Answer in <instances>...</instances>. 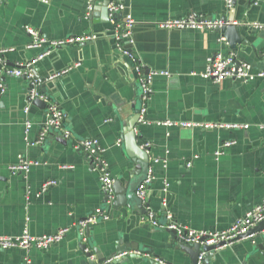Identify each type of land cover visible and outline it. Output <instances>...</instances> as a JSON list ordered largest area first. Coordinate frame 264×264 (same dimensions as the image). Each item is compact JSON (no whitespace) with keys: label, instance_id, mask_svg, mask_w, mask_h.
Segmentation results:
<instances>
[{"label":"crops","instance_id":"1","mask_svg":"<svg viewBox=\"0 0 264 264\" xmlns=\"http://www.w3.org/2000/svg\"><path fill=\"white\" fill-rule=\"evenodd\" d=\"M101 1L93 4L99 6ZM256 2L258 8H245L240 26L247 34L235 50L227 41H219L214 29L158 25L189 13L219 19L227 14L224 0L123 2L134 20L133 53L151 72H161L151 78L146 122L137 125L139 144H147L154 162L145 198L157 219L164 220L160 226L151 225L146 214L141 219L131 214L129 208L114 209L109 202L102 206L100 167L122 184L130 180L132 164L121 129L137 104L135 72L127 58L114 52L108 38L49 49L32 65L31 78L0 73V234L15 236L26 229L42 235L67 228L64 237L47 248L0 249V264H102L92 251L91 262L79 246L77 225L88 216L98 220L89 224V237L82 233V242L93 243L100 254H107L120 235L138 243L137 255L120 264H191L161 224L171 220L195 230H223L264 198V131L259 127L264 122V79L213 82L199 75L206 58L216 52H233L253 70L264 69V29L248 27L245 17L246 12L253 22H264V0ZM85 12V0H0V47L8 49L0 53V69L10 67L1 57L16 68L43 51L29 47L32 38L26 27L48 39L111 32V23L100 20L101 11ZM35 74L46 79L58 74L53 77L59 78L58 86L47 92H53L55 106L63 114L60 129L48 131L39 144L47 108L25 102L29 83H37ZM43 99L48 106L53 104ZM164 120L249 126L188 128L156 123ZM87 138L97 139L104 149L98 164L77 146ZM225 141L233 143L216 155ZM20 156L38 164L27 172H12L10 165ZM47 180L54 183L43 188ZM166 200L163 213L160 204ZM247 241L243 238L217 249L205 264H264V249L249 250Z\"/></svg>","mask_w":264,"mask_h":264},{"label":"built area","instance_id":"2","mask_svg":"<svg viewBox=\"0 0 264 264\" xmlns=\"http://www.w3.org/2000/svg\"><path fill=\"white\" fill-rule=\"evenodd\" d=\"M45 1V0H42ZM94 0H85L86 2V15L90 13L93 8ZM231 0H224L225 6L230 5ZM124 8V5L116 0H112L108 4L109 15H113L114 13L119 12ZM228 24L227 22L222 21L221 19H212L209 17L198 16L194 13H189L188 15L181 18L167 19L158 23L160 27L163 28H197V29H215L217 27H221L222 25ZM246 25L250 28H254L257 30L264 29V22H251L246 23ZM134 27V20L131 18L129 14L124 17V20L117 25V29H122L121 36L123 39H127L129 42L133 43L131 39V29ZM26 31L31 36V42L29 44L30 48H43V51L37 56L30 60L29 62L21 63L16 68L4 67L0 69V73H8L15 76L26 75V77L31 78V67L35 63L37 59L43 58L48 52L49 49L53 47H57L59 45H68L79 43L83 41H90L95 38V35L92 33L78 35V36H67L61 39H48L45 36L40 35L36 30L31 27H26ZM120 32L116 31L115 36L118 38L120 36ZM221 42H226L223 36H219L218 38ZM8 51L6 48L0 47V53H4ZM133 57V54H132ZM161 72L153 71L150 72L146 77L142 79V105L139 112L138 123L146 122V111H147V103L151 93V78L153 75L160 74ZM164 74L168 75V73ZM195 74V73H194ZM58 75V74H56ZM55 75V76H56ZM199 75L205 79H210L213 82H220L225 78H236L241 81L247 82L251 81L255 78L264 79V69L263 70H253L251 65L245 61H241L235 57L233 52L223 53L216 52L212 56L206 58L205 68L203 71L199 72ZM54 76H50L49 78H53ZM31 83L36 85L35 81ZM32 97L38 96V92L34 88L31 94ZM43 98L42 96H39ZM47 118L43 124V128L40 132L39 138L36 140V143H42L46 133L49 129H60L63 119L62 112L58 109L55 104H51L47 107ZM157 124H165L172 125L178 124L182 127H202V128H247L249 124L247 123H239V122H206V121H181L178 123L171 122L170 120L164 121H156ZM30 125L29 122H26V128ZM261 130L264 131V122L259 124ZM232 141H225L219 146L218 150L215 152L216 155H219L223 152L224 147L231 145ZM79 148L83 149L87 152L93 162L98 164L100 153L104 150L98 143V140L95 138H87L81 140L77 145ZM143 147H148L147 144H143ZM38 164L37 161L30 160L26 157L20 156L18 161L14 164L10 165V170L12 172H27L31 166ZM101 176L100 181L102 183V189L104 192L108 194L109 203L114 199L113 192V182L114 179L108 174L105 168L100 167ZM152 169L150 170L149 175L145 178V180L139 185L136 190V195L145 199L147 185L150 184L152 180ZM53 181L47 180L43 184V188L48 187L50 184H53ZM148 212L146 213V219L151 225H158L159 221L155 212L149 207H147ZM108 216H104L107 218ZM167 218L170 219V216L167 215ZM264 218V198L255 206H253L250 210H248L241 218L237 219L233 224H231L228 228L223 230H217L213 232H208L204 230H195L193 228H187V226H179L178 224L169 220L168 222L161 224L168 229H175L178 235L188 243L200 242L201 244H213L219 241H228L227 244H231L235 242V238L237 235L244 233L261 221ZM98 220V216H88L79 221V226L83 229L86 225L95 223ZM77 225V226H78ZM67 232V228H61L54 233L50 234H42V235H33L30 234L28 230H23L20 234L15 236H7L0 234V249H11V248H19V249H28L30 246H36L38 248H47L48 246L59 242ZM207 236L206 240H201L203 237ZM226 244V245H227ZM201 257V255L199 256ZM94 264V263H93ZM200 264V263H198Z\"/></svg>","mask_w":264,"mask_h":264},{"label":"water","instance_id":"3","mask_svg":"<svg viewBox=\"0 0 264 264\" xmlns=\"http://www.w3.org/2000/svg\"><path fill=\"white\" fill-rule=\"evenodd\" d=\"M111 1L112 0H103L101 1V4H99V6L95 3V5L93 4L92 12L101 11V14L99 15L100 20L103 22H109L112 25L111 32L108 33V35L96 33L94 34L95 39L98 37L108 38V43L110 44L111 48L114 49V52L124 56L130 61V66H132L135 72L134 84L136 86L137 104L136 106H134V109H136L134 115L124 120L123 127L121 129V141L124 143L127 158L132 164L128 172L130 174V180L125 184H122L120 178L114 180L112 185L114 199L110 204H112V207L114 209H119L121 207L129 208L131 210V214H135L141 219V216L145 215L148 212L147 207L149 204L146 198L141 199L136 195V190L139 185L145 180V178L149 175L150 170L154 166V162L150 161V148L143 147L139 144V139L141 136L139 135L140 131L137 125L139 112L142 105V79L146 77L151 72V70L143 66L141 58L137 57L133 53L132 48L133 46H136L134 28L131 29V39L133 43L129 42L127 39H123V37L121 36L122 29H115V23L118 21L122 22L128 12L125 8H123L119 12L114 13L110 16L108 11V4ZM116 1L124 5V0ZM96 6H98L99 8ZM248 6L253 7L251 9L258 8L259 3L256 2V0H231L230 5L226 6L227 14L219 18L222 21L227 22L228 24L222 25L221 27H217L214 29L215 32L219 33L225 38V41L228 42L231 50H235L236 44L241 43V41H243V37H246L247 32L241 31L242 27L240 26V24L243 19L245 8ZM92 12L91 14H93ZM245 17L247 18L248 23L255 21V19L249 18L246 12ZM116 31L120 32V36L118 38H116L115 36ZM1 61L7 66H14L13 63L5 61L4 59H2V57ZM31 70L32 75L34 76L33 66L31 67ZM22 77L26 78V75L23 74ZM47 77L37 76V74H35V79L37 83L36 85L31 82L29 83L27 89V98L25 99V102L27 100L31 104L37 105L43 109H46L48 107L47 102L43 98H40L39 96H31L32 91L35 88L36 91L40 93L42 97L45 96L48 100L50 99L53 104L55 103V105H58V102L54 100V95L52 94L53 92L48 93L47 91L51 90L50 86L54 85L53 89L58 86L57 80L59 78L56 77L46 79ZM52 130L53 129H49V131ZM85 155L88 158L90 156L87 152H85ZM89 160L93 162L92 158H89ZM149 186L150 184L147 185V189L149 188ZM104 193L105 194L103 197L102 206L106 205L109 201L108 194L106 192ZM160 207L162 212L165 213L166 208L168 207V201L166 200L164 203L162 202V204H160ZM101 209L103 210L104 208L100 207V210ZM163 222L164 220H159V223ZM91 228L92 227L89 225H86L83 229H81L79 225L77 226L78 239L80 240L79 246L81 250L85 253V256L88 257L91 262L93 261L91 259L92 252L95 253L96 260L102 264H120L127 257H133L137 255L135 254V252L138 251V243L135 241H126L125 237L120 234V237L114 240L113 245L111 246V250L105 255L100 254V251H98V248L93 246V243L89 241L82 242V233L85 237H89V231L91 230ZM167 232H169L170 236L174 237V239L178 241L180 250H182L185 254L189 256L191 264H205L210 256H214L217 254V249L226 246V244L228 243V241H219L213 244H201L200 242L188 243L178 235L175 229H167ZM243 238H248L245 247H248L249 250L258 251L264 249V218L249 229H247L246 232L237 235L234 240L237 241ZM206 239L207 236L203 237L201 240ZM200 255L201 257H199Z\"/></svg>","mask_w":264,"mask_h":264},{"label":"trees","instance_id":"4","mask_svg":"<svg viewBox=\"0 0 264 264\" xmlns=\"http://www.w3.org/2000/svg\"><path fill=\"white\" fill-rule=\"evenodd\" d=\"M157 216V215H156ZM159 221V220H158Z\"/></svg>","mask_w":264,"mask_h":264}]
</instances>
